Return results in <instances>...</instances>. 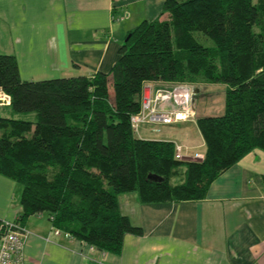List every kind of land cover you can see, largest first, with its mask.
I'll return each instance as SVG.
<instances>
[{"label": "trees", "instance_id": "trees-1", "mask_svg": "<svg viewBox=\"0 0 264 264\" xmlns=\"http://www.w3.org/2000/svg\"><path fill=\"white\" fill-rule=\"evenodd\" d=\"M160 15L126 32L107 73L22 81L14 57L0 54L10 113L0 115V175L21 188L18 221L45 214L59 232L117 255L123 235L141 234L120 214L119 194L202 200L244 155L264 152V0H164ZM147 82L223 85L221 112L195 119L202 160H176L172 142L131 131Z\"/></svg>", "mask_w": 264, "mask_h": 264}, {"label": "crops", "instance_id": "crops-1", "mask_svg": "<svg viewBox=\"0 0 264 264\" xmlns=\"http://www.w3.org/2000/svg\"><path fill=\"white\" fill-rule=\"evenodd\" d=\"M163 1L0 0V54L14 57L22 81L107 73L128 30L142 20L165 18ZM146 84L152 90L174 86ZM215 85L223 91V85ZM107 93L111 98L109 83ZM196 98L194 113L204 112L195 107ZM7 107L0 105V115L10 114ZM195 119L142 126L146 134L160 127L186 131L183 143L166 141L180 145L186 158L203 156ZM263 174L264 152L255 149L220 174L202 200L141 204L133 192L119 194L120 214L141 234L123 235L117 255L53 234L45 214L27 216L18 221L24 231L23 264H264ZM20 190L0 175V219L12 221L21 214Z\"/></svg>", "mask_w": 264, "mask_h": 264}, {"label": "built area", "instance_id": "built-area-1", "mask_svg": "<svg viewBox=\"0 0 264 264\" xmlns=\"http://www.w3.org/2000/svg\"><path fill=\"white\" fill-rule=\"evenodd\" d=\"M193 86L186 84L174 85L170 88H156L152 90L147 84L142 87L140 108L130 116L131 131L137 135L142 125H171L179 122L194 120ZM9 97L0 92V105H8ZM155 131V130H153ZM157 131V130H156ZM174 158L186 160L182 154V147L174 145ZM203 156L194 154L187 160H202ZM42 213L35 214L40 216ZM53 234L60 232L52 228ZM64 236L70 238L67 234ZM24 231L17 218L12 221L0 219V264H23L22 254Z\"/></svg>", "mask_w": 264, "mask_h": 264}, {"label": "rangeland", "instance_id": "rangeland-1", "mask_svg": "<svg viewBox=\"0 0 264 264\" xmlns=\"http://www.w3.org/2000/svg\"><path fill=\"white\" fill-rule=\"evenodd\" d=\"M196 40L203 46H211V42L203 37L200 33H194ZM193 86V92L195 89L198 92H195L194 97L197 96V100L194 101L195 107L201 108L204 112L194 113V118L199 116H212L218 115L222 110V87L215 84H205V83H196ZM199 93V94H198ZM198 94V95H197ZM145 128L143 126L139 127V133L136 136L137 138H151L152 140H163L166 141L168 138L183 143L185 141L184 133L186 131L177 130L170 127H160L159 132L156 134H146L144 133ZM184 129V128H182ZM186 129V128H185ZM147 135V136H146ZM198 147V144H196ZM197 151H199L197 149ZM187 160V158H185ZM193 160V159H191Z\"/></svg>", "mask_w": 264, "mask_h": 264}, {"label": "water", "instance_id": "water-1", "mask_svg": "<svg viewBox=\"0 0 264 264\" xmlns=\"http://www.w3.org/2000/svg\"><path fill=\"white\" fill-rule=\"evenodd\" d=\"M123 41H124V40H123ZM195 92H198V90H197V89H195V90H194V93H195ZM153 179H155V178L153 177Z\"/></svg>", "mask_w": 264, "mask_h": 264}]
</instances>
